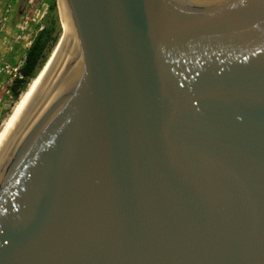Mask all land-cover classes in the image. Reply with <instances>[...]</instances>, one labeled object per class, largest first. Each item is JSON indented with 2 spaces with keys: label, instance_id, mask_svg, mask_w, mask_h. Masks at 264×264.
<instances>
[{
  "label": "water",
  "instance_id": "water-1",
  "mask_svg": "<svg viewBox=\"0 0 264 264\" xmlns=\"http://www.w3.org/2000/svg\"><path fill=\"white\" fill-rule=\"evenodd\" d=\"M0 146V264H264V0H62Z\"/></svg>",
  "mask_w": 264,
  "mask_h": 264
},
{
  "label": "rangeland",
  "instance_id": "rangeland-1",
  "mask_svg": "<svg viewBox=\"0 0 264 264\" xmlns=\"http://www.w3.org/2000/svg\"><path fill=\"white\" fill-rule=\"evenodd\" d=\"M46 11L47 0H0V125L18 99L10 91L15 78L6 69L13 71L22 65L35 32L43 26Z\"/></svg>",
  "mask_w": 264,
  "mask_h": 264
},
{
  "label": "trees",
  "instance_id": "trees-1",
  "mask_svg": "<svg viewBox=\"0 0 264 264\" xmlns=\"http://www.w3.org/2000/svg\"><path fill=\"white\" fill-rule=\"evenodd\" d=\"M61 32L62 28L58 22L55 0H47V11L43 26L35 32L29 47L24 53V60L19 68L21 77L15 78L10 86L14 99L19 97L29 81L41 70L56 46Z\"/></svg>",
  "mask_w": 264,
  "mask_h": 264
},
{
  "label": "bare ground",
  "instance_id": "bare-ground-1",
  "mask_svg": "<svg viewBox=\"0 0 264 264\" xmlns=\"http://www.w3.org/2000/svg\"><path fill=\"white\" fill-rule=\"evenodd\" d=\"M61 2L62 0H58V4H59L58 8H59L61 22H62L63 29H64L67 25V21L65 19L66 16L64 13V9L62 8L63 6H61ZM45 70H46V67L42 70V72L38 76L36 75L33 79L29 81L26 88L20 93L17 101L14 102L15 104L12 107L10 113L6 116V118L3 120L2 124L0 125V146L4 142L6 136L11 130L13 124L18 118L20 112L25 106L27 100L29 99L30 95L32 94L33 90L35 89L36 85L38 84Z\"/></svg>",
  "mask_w": 264,
  "mask_h": 264
},
{
  "label": "built area",
  "instance_id": "built-area-1",
  "mask_svg": "<svg viewBox=\"0 0 264 264\" xmlns=\"http://www.w3.org/2000/svg\"><path fill=\"white\" fill-rule=\"evenodd\" d=\"M19 68H20V67L13 68V69H12L13 71H11V70H9V69H6V72H7L8 74L13 73L14 78H20V77H21V74H20V70H19Z\"/></svg>",
  "mask_w": 264,
  "mask_h": 264
}]
</instances>
